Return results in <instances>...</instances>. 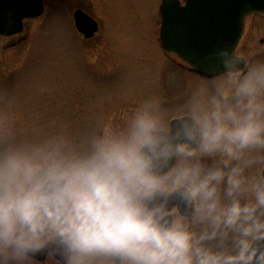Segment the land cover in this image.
<instances>
[{"label":"clouds","instance_id":"obj_1","mask_svg":"<svg viewBox=\"0 0 264 264\" xmlns=\"http://www.w3.org/2000/svg\"><path fill=\"white\" fill-rule=\"evenodd\" d=\"M264 264V59L77 139L0 114V264Z\"/></svg>","mask_w":264,"mask_h":264},{"label":"rangeland","instance_id":"obj_2","mask_svg":"<svg viewBox=\"0 0 264 264\" xmlns=\"http://www.w3.org/2000/svg\"><path fill=\"white\" fill-rule=\"evenodd\" d=\"M162 1L45 0L44 14L27 20L22 33L0 36V114L14 118L21 137L64 132L79 139L147 98L180 105L204 78L164 48ZM78 7L100 24L93 40L76 31ZM261 40L264 17L250 18L240 54L264 59Z\"/></svg>","mask_w":264,"mask_h":264},{"label":"water","instance_id":"obj_3","mask_svg":"<svg viewBox=\"0 0 264 264\" xmlns=\"http://www.w3.org/2000/svg\"><path fill=\"white\" fill-rule=\"evenodd\" d=\"M161 40L196 71L209 75L217 66V53L224 47L237 50L246 19L264 14V0H163ZM44 13V0H0V34L13 36L24 29V21ZM77 29L87 38L99 30L97 21L78 10ZM37 261H45L47 258Z\"/></svg>","mask_w":264,"mask_h":264},{"label":"flooded vegetation","instance_id":"obj_4","mask_svg":"<svg viewBox=\"0 0 264 264\" xmlns=\"http://www.w3.org/2000/svg\"><path fill=\"white\" fill-rule=\"evenodd\" d=\"M181 4H182V5H185V4H186V0H181ZM77 9H81V8L78 7ZM256 16H261V15H254L253 17H256ZM253 17H250V18H253ZM263 17H264V16H263ZM250 18H249V19H250ZM249 19L247 20V24H248ZM244 36H245V35H244ZM243 39H244V38H243ZM261 43H264V40H261ZM241 46H242V42H241V44H240V46H239V49H238V51H237L238 53H241V52H242V49H243V48L241 49ZM242 53H243V52H242ZM175 56H176L179 60H181L177 55H175ZM244 56H245V55H244ZM246 57H247V56H246ZM181 61H182V60H181ZM189 70H190L191 73H195V74L198 75V73H197L196 71H194L192 68L189 67ZM199 76H200V75H199Z\"/></svg>","mask_w":264,"mask_h":264}]
</instances>
